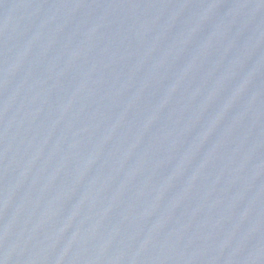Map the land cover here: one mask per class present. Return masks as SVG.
<instances>
[{"label":"water","instance_id":"obj_1","mask_svg":"<svg viewBox=\"0 0 264 264\" xmlns=\"http://www.w3.org/2000/svg\"><path fill=\"white\" fill-rule=\"evenodd\" d=\"M0 264H264V0H0Z\"/></svg>","mask_w":264,"mask_h":264}]
</instances>
